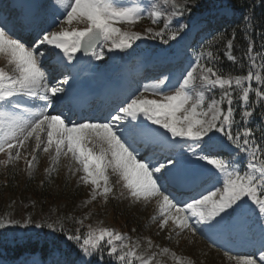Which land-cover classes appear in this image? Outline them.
<instances>
[{
    "label": "snow or ice",
    "instance_id": "obj_1",
    "mask_svg": "<svg viewBox=\"0 0 264 264\" xmlns=\"http://www.w3.org/2000/svg\"><path fill=\"white\" fill-rule=\"evenodd\" d=\"M191 2L162 0V5L153 3L140 7L121 6L114 0H70L62 5L63 12L57 8L66 17L59 22V30L41 32L36 47H27L13 38L0 17V56L6 57L13 68L11 73L0 68V155L7 156L0 161V166L20 161L28 142L34 140L33 152L52 153L50 172L57 170L62 158L71 157L77 167L70 165L69 172L83 173L80 180L92 186L93 201L103 197L106 202L112 194L110 172L118 175L133 201L155 200L161 229L171 223L177 237L185 232L195 236L202 230L237 233L251 230L253 210L262 218L264 231V122L259 134L252 123L257 105L264 116V44L259 49L254 47L247 26L241 37L244 42L241 47L246 45L243 53L234 51V42L238 41L235 31L226 43L214 37L199 50L195 67L171 86V94L161 93L165 80L160 78L152 88L144 89L152 95H160V100L143 98L141 93L118 107L107 122L72 124L66 122L62 114L49 111L52 98H57V102L65 100L62 95L65 89L61 85L69 81L65 77L57 83H49V74L42 65L48 48L63 54L57 59V65L64 59L76 60V54L81 51L102 60L104 52L97 51L98 45L109 51L124 52L143 37L139 33L124 32L116 25H134L145 18V12L153 24H162L161 31L151 33L153 38L159 37L164 43L175 41L185 26L181 24L173 29V20L190 12L188 4ZM73 22L87 26L83 30L63 27ZM40 45L48 48L41 51ZM221 53L227 62L243 71L233 74L223 68ZM27 101L43 104L34 109ZM145 122L158 125L170 133L171 138H180L184 143H171L167 135L160 136ZM140 136L160 140L173 149L179 148L178 158H172L173 165H150L143 158L138 159L133 143ZM229 147L246 154L247 163L243 168L236 166L237 160H230L223 154ZM25 159L31 175L37 157L32 155L30 160ZM192 161L211 166L207 171L213 173L221 186L181 204L169 187L195 185L205 175L192 166ZM158 173L162 175H156ZM75 222L84 226L83 220ZM7 223L20 222L8 220ZM31 223L29 220L25 226ZM5 226L6 222L0 220V228ZM47 227L70 242L67 249L55 250L62 257L58 264H93V259L101 260L105 254L109 264H113V258L115 264H154V261L160 264L157 256L169 253L168 248H163L149 255L153 247L150 240L148 248L141 252L139 241L133 242L130 236L103 226L93 228L89 225L86 232L81 228L66 232L62 223ZM73 252L75 258H71ZM225 254L230 264L233 261L235 264H257L256 259H238ZM172 258L174 264H192L174 253ZM259 264H264V254L259 256Z\"/></svg>",
    "mask_w": 264,
    "mask_h": 264
},
{
    "label": "trees",
    "instance_id": "obj_2",
    "mask_svg": "<svg viewBox=\"0 0 264 264\" xmlns=\"http://www.w3.org/2000/svg\"><path fill=\"white\" fill-rule=\"evenodd\" d=\"M153 3L162 5V0H151V4ZM0 5V17L3 18L4 23L8 22L9 24V22L15 21L16 14L12 13L8 7V0H0ZM135 6L139 5L135 4ZM188 7L191 9L190 12L185 13L182 17L174 18L173 29L183 24L185 26L182 29L183 32L195 20L203 21L204 25L197 30L188 51L183 53L182 56H178L175 52L177 40H169L168 43H164L161 38L156 37L151 41L153 47H150V44L146 46L140 43L137 44L138 49L141 51L150 48L153 57L161 55L167 49L169 50L166 56L154 60L151 67L146 69L144 73L148 80L156 81L158 78L174 79L169 83L168 90L170 91H161V93L171 92V86L180 82L182 76L192 67H195L199 50L208 40L214 37L219 39L220 43H226L227 38L235 31L238 41L234 42V51L241 54L246 47V45L241 47L244 43L241 37L244 36V30L247 26L254 47L259 49L264 44V0H192ZM44 9L46 11L42 13L43 17L47 15L54 17V11H50V6H46ZM224 9L230 10L231 16L222 14L221 11ZM144 16L143 20L131 25V27L140 32H145L150 27H157L161 31L162 24H153L148 18L147 12ZM78 25L79 23L73 22L71 28ZM117 25L122 26V23ZM6 27L8 28V26ZM123 27L126 26L123 25ZM3 58L4 56H0V68L11 73L13 71L12 66L8 64L7 59L3 60ZM104 60L107 63V56ZM221 62L222 67L230 70L233 74L243 71L236 65L227 62L222 53ZM208 95L211 97L212 94L209 93ZM262 122H264V116L261 115V110L257 105L255 119L252 123L258 134ZM229 153L234 155H229ZM223 154L230 160H237V167L243 168L247 163L246 154L242 152L226 150ZM6 159V155H0V161ZM216 183L218 185L212 190L221 186L217 181ZM111 186L113 192L106 202L103 197H99L84 210L86 218L83 219L84 226L81 227L75 222L80 218L78 216L79 212H77L78 209L76 211L74 209L77 207L78 202L87 195L88 190L71 186L67 183V180L62 182L55 190L46 180L28 178L21 166H0V202L6 203L7 199L14 195L33 196L42 204L38 224L44 225L41 228L35 226L33 229H29L25 226V223H22L17 229L0 228V261H5L7 264H28L30 259L38 256L42 264H58L62 257L55 250L57 248L67 249L70 242L59 232H53L47 225L52 224L49 219V208L62 203L65 205L64 215L57 222H54V226L62 223L66 232L75 231L77 228H81L82 232H86L89 225L93 228L103 226L130 236L133 242L150 240L160 245L161 248H168L171 244L182 241L184 242L183 251L188 250L192 243H199L202 247L212 248L213 251L216 250L210 246L209 242H220L229 247L239 246L236 243V238L231 234L226 239H219L218 236L215 237L211 232L204 230L198 232L195 236L185 232L179 237L173 235L171 231L163 232L159 226L158 215H156L158 212L156 206L150 205L143 208L141 206L143 202L133 201L128 197L120 179L113 181ZM212 186L213 181L212 183L208 182L209 189ZM122 192L123 195H121ZM71 258H75V252L72 253ZM93 264H109L106 254L101 260L93 259ZM113 264H115L114 258Z\"/></svg>",
    "mask_w": 264,
    "mask_h": 264
},
{
    "label": "rangeland",
    "instance_id": "obj_3",
    "mask_svg": "<svg viewBox=\"0 0 264 264\" xmlns=\"http://www.w3.org/2000/svg\"><path fill=\"white\" fill-rule=\"evenodd\" d=\"M133 1L142 2V7H148L151 5V3L147 0H114L115 3L121 6H129ZM49 2V4L52 5V9L57 12V17L59 22L60 19H66V17L62 16L60 12H63V4L70 3V0H18L16 4V8H19L20 6L23 7L24 13L28 15H32L34 12H36L38 9H40L41 5H44L45 3ZM55 5V7H54ZM1 8V5H0ZM57 8L60 9V12L57 11ZM225 15H230V11L228 9H225L223 12ZM62 16V17H61ZM61 17V18H60ZM59 24V23H58ZM5 26H8V30L11 33L13 38H18L21 42H23L27 47H36L38 40L37 37L38 34L32 41L29 39L28 33L26 35H23V23L22 21L17 22H5ZM158 25V24H157ZM204 25L203 22H200L199 20L191 22V25L189 28L185 29L181 36L178 37V47H177V55L181 56L184 51L187 50L188 45L191 42V38L193 33H195L196 30L200 29V27ZM80 26V27H79ZM79 26H72V29H78L83 30L87 25L79 23ZM11 27V28H10ZM63 27L65 28H71V26L64 24ZM47 29H51L54 31L59 30V26L53 28V26L48 24L46 27ZM14 29V31H13ZM45 29V28H44ZM124 32H135L139 33L143 38L136 41L132 48L137 43H145V44H151V40L155 39L151 36V33L159 31L157 27L155 28H147L145 32H139L136 31L133 28H120ZM24 30H31L29 27H27ZM37 31H39V27H37ZM24 41H23V40ZM30 41V42H29ZM189 43V44H188ZM48 46L40 45L41 51H44ZM103 50L104 55L107 52L108 53V64L102 65V60H96L95 57L89 55L88 57H82L80 55V52L76 54L77 59L73 60L72 62L66 61L67 64L71 65L72 70L69 71L70 74H67V71L64 69V64L57 65L56 61L60 57V55H63L62 53H59V50H52L48 48L47 54L43 58L42 65L44 69L47 70L48 80L49 83H57L61 80H63L65 77L68 79V84H62L61 86L65 89V92L62 94L65 97V100L63 102H57V98H52L53 104L51 109L49 110L51 114H62L63 117L66 118V122H71L72 124H78L80 122H107L109 117L107 118L103 116H97L96 118L93 116L89 118L90 112L87 110L89 109V106L94 104L98 99H101L103 90H106L110 88L108 91L117 93L121 90L120 87H125L124 93L120 92L121 99H117L119 101L120 106L126 105L127 102L130 101V99L135 98L136 96H139L141 93H143V98L146 99H156L160 100V95H152L151 92H145V88H152L154 85L159 83V81L151 82L145 78H141V74L143 71L151 65V61H154L153 58L150 57V51L142 53L140 56L136 57L135 60L119 65L118 59L120 58L121 51L119 50H113L109 51L107 48H103L102 45H100L97 48V51ZM169 51V50H168ZM167 51V52H168ZM167 52H163L162 54L164 56L167 55ZM59 53V56L57 54ZM7 58L4 57L3 60H6ZM2 64V62H1ZM80 75V76H78ZM139 75L142 81L141 85H137L140 82L135 81V78ZM76 76H78L76 78ZM81 76L83 77L81 79ZM76 79V80H75ZM81 79V80H80ZM80 80V82H85L91 85V93L89 96V99L85 103V109L83 112H85V119L78 120L80 113L76 114L75 111V105H74V96H76L77 93H75L73 88H76L77 82ZM165 80V79H163ZM134 81V83L132 82ZM75 83V84H74ZM73 84V88H72ZM87 85V84H86ZM169 80H165V85L161 86L160 91H170L168 88ZM101 90H99V87H101ZM137 88H134L136 87ZM119 90L117 92L113 91ZM78 90V88H77ZM171 94V92H169ZM118 97V96H117ZM29 107H34V109H38L42 107L43 102L41 101H28ZM65 104V106H63ZM119 105L116 106V109L120 107ZM99 108V107H98ZM79 112L82 110L80 108H77ZM135 123V122H134ZM148 124V126L153 129L155 132L159 133L160 136L167 135L169 141L173 144L175 143H184V141H181L180 138H171L170 133H166V131L162 128H160L158 125H152L150 122H145ZM42 139H45V137L42 136ZM206 139V138H205ZM35 147L34 140H30L28 142V145L25 150L22 151V159L18 161L16 164L8 165L9 167L13 166H21L24 168V172L26 173V176L28 178L33 179H42L48 181L53 189H57L62 182H65L67 180V183L71 186H74L76 188H84L88 190L87 195L84 196L77 204V207L74 209L77 212H79L78 216L80 220H83L86 218V215L84 213V210L87 209L94 201L91 199V193H92V186L91 185H85L80 180V177L83 175L82 172L73 174L72 172H69V166L71 165L73 168L77 167V165H74L71 161V157L68 158H62L60 161V164L57 166V170L54 172H50L49 170L52 168L51 163V157L52 153L45 154L41 151L33 152V149ZM133 147L137 150L138 153V159L143 158L145 161L149 162L150 165H160L167 163L168 166H172L174 163V159L172 157H176V153L179 152V148L173 149L165 145L160 140H152L148 139L146 137L140 136L137 137L136 141L133 143ZM226 150L229 151H235L234 148H227ZM187 151V149H185ZM165 152V153H164ZM32 155H36L37 161H36V168L32 172L31 175H29L27 171V160L31 159ZM185 160L187 161V157H185ZM194 168H197L200 171L205 172V175L203 176V179L199 181L195 185H186L182 188H176L175 186H170L169 191L173 193V195L176 196L177 200L183 204L184 202H190L193 198H198L205 194L208 190H212L214 187H216L218 184L216 183V178L213 175L212 172L207 171V169H210L211 166H202L199 163L192 161L190 162ZM156 175H162V173H158ZM110 177V184L112 185L113 181L119 179L118 175L114 173H109ZM208 181L212 183V188L209 189L208 187ZM163 182V181H161ZM215 183V184H214ZM202 187V190H201ZM178 189L179 191L175 190ZM99 198V197H97ZM150 205H154L157 208V203L155 200H152L150 202H143L141 206L147 207ZM42 204L39 203L33 196L31 195H14L7 199L5 202H0V220H4L6 222V226L9 229H17L19 228L22 223H25L29 220H31V224H27V227L29 229H33L39 221V214L41 213ZM65 212V205L62 203L61 205H54L49 208V219L52 221V224L54 225V222H57ZM22 213L24 214L22 216ZM158 215V212L157 214ZM19 221V224H8L7 221ZM256 220L255 228L251 230L250 235L248 234V230H245L243 232H226L222 230H214L211 233L216 237L219 236L221 239H226L230 234H232L236 238V242L243 246H249L251 247L253 245V240L255 238L258 240L256 245L253 248L247 249V250H235L234 247L230 248L229 246H221L217 242L210 243V246L214 248L213 251L212 248L208 247H202L199 243H192L190 248L188 250H184L183 244L184 242H178L171 244L169 249V253L167 255L163 256H157V261L160 262V264H174V260L172 258V254L174 253L176 256L183 257L185 260H190L192 264H230L228 257L225 253L228 255H231L238 259L243 258H252L257 260V264H259V256L261 254H264V231L261 229V222L262 218L260 217L258 211L253 210L251 214V221ZM24 221V222H23ZM159 226H160V220ZM163 232H172L173 235H176V232L174 231V226L169 223L166 228L161 229ZM138 241V240H137ZM149 241V240H148ZM148 241H139L141 248L140 251L144 252L148 248ZM152 242V241H151ZM152 249L148 253L149 255L152 252H159L160 249H163L160 247V245L155 244L152 242ZM183 248V249H181ZM262 248V249H261ZM0 264H7L5 261H0ZM16 264V263H14ZM18 264V263H17ZM28 264H42V262L39 260L38 256L33 257L28 261ZM154 264L156 262L154 261ZM232 264H235V261L232 262Z\"/></svg>",
    "mask_w": 264,
    "mask_h": 264
},
{
    "label": "water",
    "instance_id": "obj_4",
    "mask_svg": "<svg viewBox=\"0 0 264 264\" xmlns=\"http://www.w3.org/2000/svg\"><path fill=\"white\" fill-rule=\"evenodd\" d=\"M128 50H129V49H128ZM128 50H126V51L123 52L122 61H124V62L129 61V60L135 55V52L130 53L129 55L125 54V52H127ZM82 54H83L84 56H87V55H85V54L83 53V51H82Z\"/></svg>",
    "mask_w": 264,
    "mask_h": 264
},
{
    "label": "bare ground",
    "instance_id": "obj_5",
    "mask_svg": "<svg viewBox=\"0 0 264 264\" xmlns=\"http://www.w3.org/2000/svg\"><path fill=\"white\" fill-rule=\"evenodd\" d=\"M75 84V83H74ZM77 85V84H76Z\"/></svg>",
    "mask_w": 264,
    "mask_h": 264
}]
</instances>
